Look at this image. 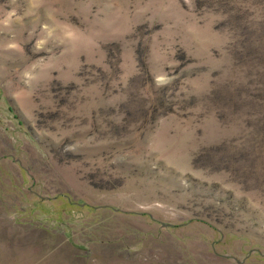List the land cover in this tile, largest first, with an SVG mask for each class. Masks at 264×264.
Masks as SVG:
<instances>
[{"label": "rangeland", "instance_id": "1", "mask_svg": "<svg viewBox=\"0 0 264 264\" xmlns=\"http://www.w3.org/2000/svg\"><path fill=\"white\" fill-rule=\"evenodd\" d=\"M0 264H264V0H0Z\"/></svg>", "mask_w": 264, "mask_h": 264}, {"label": "trees", "instance_id": "2", "mask_svg": "<svg viewBox=\"0 0 264 264\" xmlns=\"http://www.w3.org/2000/svg\"><path fill=\"white\" fill-rule=\"evenodd\" d=\"M257 37H258V35H257V33H255V39H256V40H257ZM260 42H261V41L258 39V41L256 42V47L259 46ZM243 44H244V43H243ZM258 54L262 55L263 52H262V53H258Z\"/></svg>", "mask_w": 264, "mask_h": 264}]
</instances>
